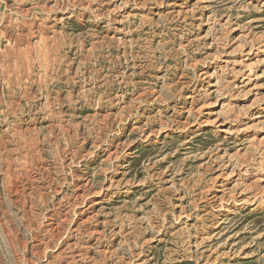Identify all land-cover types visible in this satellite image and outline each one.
<instances>
[{"label":"rangeland","instance_id":"obj_1","mask_svg":"<svg viewBox=\"0 0 264 264\" xmlns=\"http://www.w3.org/2000/svg\"><path fill=\"white\" fill-rule=\"evenodd\" d=\"M0 264H264V0H0Z\"/></svg>","mask_w":264,"mask_h":264}]
</instances>
